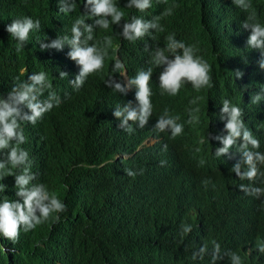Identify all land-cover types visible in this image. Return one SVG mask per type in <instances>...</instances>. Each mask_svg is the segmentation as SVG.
Segmentation results:
<instances>
[{
  "label": "clouds",
  "instance_id": "clouds-1",
  "mask_svg": "<svg viewBox=\"0 0 264 264\" xmlns=\"http://www.w3.org/2000/svg\"><path fill=\"white\" fill-rule=\"evenodd\" d=\"M6 1L25 13L3 23L0 41L19 50L44 25L55 33L38 40L47 64L0 60V180L13 176L18 198L0 200V236L14 244L21 229L67 212L65 197L33 182L28 140L64 172L72 206L92 204L91 192L139 216L126 196L91 189L88 176L112 174L118 159L127 176H152L173 193L183 204L178 236L190 240L153 241L154 260L164 248L171 264H262L264 0H82L78 9L56 0L50 22L27 0ZM107 143L115 151L104 161Z\"/></svg>",
  "mask_w": 264,
  "mask_h": 264
},
{
  "label": "trees",
  "instance_id": "trees-1",
  "mask_svg": "<svg viewBox=\"0 0 264 264\" xmlns=\"http://www.w3.org/2000/svg\"><path fill=\"white\" fill-rule=\"evenodd\" d=\"M27 1L31 3V11L39 20L50 22L49 9L56 0ZM81 1L77 0V9ZM122 10L127 12L124 8ZM76 11L70 12V18ZM23 13V8L0 0V34L7 19ZM48 33H55V29L51 25H44L41 30L33 32L25 47L19 50L17 41H0V60L16 54L30 65L47 64L51 57L39 50L38 40ZM6 86V78L0 76V95L8 93L5 91ZM21 147L26 148L24 149L32 161L31 171L36 177L33 182L44 183L63 201L65 197L67 212L61 214L58 223L49 220L28 233L21 229L19 240L14 244L0 236V245L3 246L0 247V264H171L173 254L164 248L162 254L154 260L153 241L165 248H181L189 242L190 237L180 239L178 236L177 226L183 220V204L156 178L146 174L127 176L124 170H132V167L121 159L113 162L112 174L98 173L88 176L92 191L100 193L109 188L126 196L131 206L139 208L138 217L137 210L130 207H125V210L124 207L102 200L91 192L84 193L83 197L92 204L83 208L72 206L70 195L60 191L66 178L64 172L36 157L28 140ZM114 151V146L107 143L100 146L98 157L108 160ZM0 183L7 185L5 192L0 193V200L5 196L8 199H18L15 196L13 176L4 177ZM158 198L163 203V218ZM206 224L207 220L204 218L202 225Z\"/></svg>",
  "mask_w": 264,
  "mask_h": 264
},
{
  "label": "bare ground",
  "instance_id": "bare-ground-1",
  "mask_svg": "<svg viewBox=\"0 0 264 264\" xmlns=\"http://www.w3.org/2000/svg\"><path fill=\"white\" fill-rule=\"evenodd\" d=\"M32 4H33V3H32ZM143 175H144V174H143ZM131 199H132V198H131ZM131 202H132V201H131ZM124 209H125V207H124ZM125 210H126V209H125ZM120 212H121V210H120ZM127 213H128V211H127ZM127 213H126V214H127ZM122 215H124V214L122 213ZM124 217H125V216H124ZM126 217H127V216H126ZM130 220H131V219H130ZM63 235H64V234H63ZM151 254H152V252H151ZM170 254H171V253H170ZM89 256H90V255H89ZM89 256H88V258H89ZM169 256H170V255H169ZM169 256H168V257H169ZM90 257H91V256H90ZM152 257H153V256H152ZM161 258H162V257H161ZM159 260H160V259H159ZM50 263H51V262H50ZM47 264H48V262H47Z\"/></svg>",
  "mask_w": 264,
  "mask_h": 264
}]
</instances>
